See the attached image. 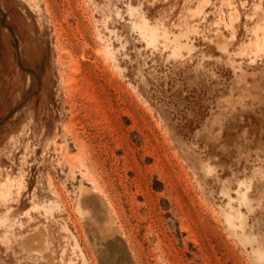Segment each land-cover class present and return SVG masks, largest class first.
Returning <instances> with one entry per match:
<instances>
[{"label":"rangeland","instance_id":"rangeland-1","mask_svg":"<svg viewBox=\"0 0 264 264\" xmlns=\"http://www.w3.org/2000/svg\"><path fill=\"white\" fill-rule=\"evenodd\" d=\"M261 46L264 0H0V264H264Z\"/></svg>","mask_w":264,"mask_h":264},{"label":"bare ground","instance_id":"bare-ground-1","mask_svg":"<svg viewBox=\"0 0 264 264\" xmlns=\"http://www.w3.org/2000/svg\"><path fill=\"white\" fill-rule=\"evenodd\" d=\"M154 28V27H153ZM153 28L150 30V38H151V40H153V39H156L155 37H156V35H157V32L156 31H154L153 30ZM156 30V29H155ZM160 36V35H159ZM164 36L165 37H167L166 36V33L164 34ZM263 39V38H262ZM257 43V42H256ZM106 52H107V55H110V50H111V48L109 47V45H107L106 44ZM262 47V46H261ZM263 48V47H262ZM264 49V48H263ZM258 51V50H257ZM9 183H6V182H2L1 184H0V188H5V191H0V195H4V196H8V194H9ZM239 198L241 199V200H243V201H246V194L245 193H243V194H240L239 195ZM248 201V200H247ZM7 228V227H6ZM258 256L261 258V257H263V255L262 254H260V253H258Z\"/></svg>","mask_w":264,"mask_h":264}]
</instances>
